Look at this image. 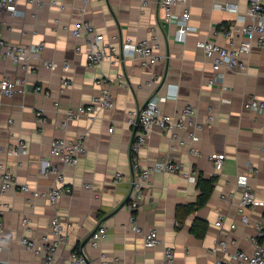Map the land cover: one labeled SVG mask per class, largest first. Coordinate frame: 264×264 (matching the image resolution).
I'll list each match as a JSON object with an SVG mask.
<instances>
[{
	"label": "crops",
	"instance_id": "0c3cea01",
	"mask_svg": "<svg viewBox=\"0 0 264 264\" xmlns=\"http://www.w3.org/2000/svg\"><path fill=\"white\" fill-rule=\"evenodd\" d=\"M189 2L190 24L194 29L184 41L177 39L178 24L167 21V12L159 0L88 4L83 0H17V14L6 10L0 13V36L6 42L45 43L41 57L32 59L29 67L0 57V81L21 80L24 88L13 97L0 90V145L4 147L0 164L12 168L20 183L46 189L54 176L41 174V164L44 159H51L73 188L72 195L56 204L45 198H33L18 189L2 193L0 210L4 229L0 233L3 246L0 259L10 264H46L47 255L42 247L47 236L54 238L51 222L58 215L69 234L68 242L57 251L60 264H69L71 252L77 245L83 248L82 243L100 224L109 228L102 246L92 248L87 242L84 247L92 264H103L102 252L109 257L119 256L120 261L115 264H168L167 246L175 249L173 264H209L215 258L211 248L217 238L231 240V252L237 248L254 252L253 237L258 233L259 221L264 222V206L248 210L250 223L244 224L238 203L244 174L256 196L264 200V112L244 108V102L252 95L264 100V47L254 46L248 54H242L241 70H225L223 79L209 86L216 72L211 60L197 47V41L208 39L228 45L222 30L227 26L240 27L244 22L238 19L237 13L224 7L235 3L245 12L248 2ZM183 9L178 6L176 13L181 14ZM81 20H89L107 35L119 33L122 38L137 41L149 38L151 28L157 25V43L166 59L148 66L138 58H127L125 65L92 66L87 60L86 41L72 32ZM45 60H54L60 65L50 69L43 65ZM65 62L68 68L64 67ZM123 70L128 77L125 84L118 79ZM65 79H70L72 84L64 87ZM107 85L115 98L112 109L102 111L95 120L82 117L71 121L67 128L61 127L70 107L91 103ZM37 86L42 90H37ZM155 93L162 96L161 107L168 113H176L185 105L196 109L201 127L196 130L193 145L200 154H191L188 145L181 143L188 139L189 131L195 129L193 126L177 131L181 141L176 142V149L172 148L171 132L156 127L140 151L142 164L149 166L171 157L191 166L194 178L155 172L150 185L143 189L141 206L133 210L130 201L125 203L135 177L131 145L136 132L129 119ZM169 94L175 98H167ZM38 111L47 118L45 123L39 122ZM82 134H86L87 151L76 166L66 164L60 156H52L55 139H76ZM20 139L27 142L29 149L19 158L7 150ZM217 153L226 155L221 168L211 160V155ZM117 170L125 174V180L119 184L113 182ZM1 173L2 170L0 176ZM200 174L216 177L215 187L206 205L187 214L186 207L195 204L200 194ZM220 215L225 220L223 229L215 225ZM25 217L30 219L29 230L23 223ZM133 217L143 229L158 230L159 245H145L144 235L130 228ZM195 219L206 223L199 225L196 233L192 231ZM234 222L237 228L231 230L230 224ZM26 236L36 242L39 253L24 247L22 239Z\"/></svg>",
	"mask_w": 264,
	"mask_h": 264
},
{
	"label": "built area",
	"instance_id": "2783aa9c",
	"mask_svg": "<svg viewBox=\"0 0 264 264\" xmlns=\"http://www.w3.org/2000/svg\"><path fill=\"white\" fill-rule=\"evenodd\" d=\"M86 4L99 1L108 3L109 0H83ZM248 7L245 12H241L238 4L228 3L225 5L229 11L237 13L238 19L244 24L240 27L227 26L222 32L227 38L228 45H220L219 43L208 40L199 39L197 47L202 49L206 56L211 60L216 76L210 80L209 86H213L223 79L225 70H241L244 65L241 62L242 54H248L254 46L264 47V0H247ZM52 3L56 4L57 1ZM159 5L165 8L167 12V21L178 24L177 39L184 41L193 26L190 24L191 8L189 0H159ZM61 7H64L60 4ZM178 6H183V12L177 14ZM8 11L12 14L19 12L17 0H0V13ZM76 37L83 38L86 41V55L88 63L92 66H101L104 63L125 65L127 58H138L144 66L156 64L166 59V56L160 52L157 43L159 35L157 25L151 28V36L143 40H134L127 37L122 38L121 34L116 33L107 35L98 30V28L89 20H81L76 24L72 30ZM217 33V31L215 32ZM82 50V47H78ZM45 49L44 42L31 43L28 45H13L6 42L0 36V57L10 59L16 63H22L25 67H29V62L32 59L41 57ZM43 65L47 68L54 69L59 67L60 63L54 60H45ZM65 68L69 64L65 62ZM118 79L121 84L128 83L126 71L118 74ZM154 80L153 82H155ZM72 84L70 79L63 80V86L68 87ZM152 84V82H151ZM21 80H13L11 78H4L0 81L1 92L13 97L18 92H23ZM37 90H42V87L37 86ZM175 95H167V98ZM165 99V97H164ZM162 96L158 93L153 94L140 108L131 113L129 123L133 126H138V130L134 135L131 145V164L135 173L132 191L130 193L129 204L133 210L139 209L142 203L143 189L150 185V180L155 172L165 173H180L187 179L194 178V170L191 166H187L184 162L172 159L171 157L162 158L152 165L144 166L140 159L141 149L147 145L149 138L156 127L163 131L171 132L172 148L176 149V142L180 143L177 131L183 128L193 126L195 129L189 131L188 139L182 141V144H187L189 152L193 155H199L200 151L193 145L197 139L196 130L201 127L197 121V111L193 106L185 105L176 113H168L161 107ZM58 105V103L56 104ZM115 106V98L111 88L107 85L102 88L101 93L95 96L91 103L87 105H80L77 108L70 107L66 111V117L61 123L62 128H67L71 121L86 117L90 120H95L100 117V113L104 110L112 109ZM246 110L256 111L258 113L264 112V100L255 95L250 96L244 102ZM38 120L45 123L47 118L44 117L42 111H38ZM177 116H183L184 119H179ZM28 144L20 139L16 144H12L8 148V153L19 158L28 153ZM4 151V147L0 145V152ZM87 151L86 134L80 135L76 139H69L65 137L57 138L51 146L52 156H60L63 161L72 166H76L80 157ZM226 155L217 153L211 155V160L217 168H221ZM2 170L0 179V196L9 189H18L24 193L30 194L33 198H45L52 204L58 203L62 198L70 196L73 193L72 186L68 185L67 180L61 169L52 162L51 159H44L41 164V174L45 176H54L53 183L46 189H39L29 183H20L14 170L4 164H0ZM255 172V171H253ZM125 180V174L117 170L113 178L115 184L122 183ZM249 178L246 174L241 176L242 194L238 203V211L241 215V220L244 224L250 223V215L248 210H253L257 206H264V200L259 199L249 183ZM90 187V184L86 185ZM23 223L26 229H30V219L23 218ZM224 217L219 216L215 225L219 228H224ZM52 232L54 238L51 240L48 236L45 238V243L42 251L46 252V264H60L56 255L59 247L69 240V234L66 230L65 224L60 216H55L51 222ZM258 233L253 237L255 243L254 252L250 253L243 249L237 248L230 251V246L233 244L228 238H217L211 248V252L215 255L213 261L209 264H264V244L260 238L264 235V222L259 221L257 224ZM130 228L136 233L143 234L145 237V245L154 247L160 244L161 238L156 229H143L133 217ZM237 228V224L231 223L230 229ZM4 229L3 211L0 210V233ZM109 235V228L105 224H100L92 231L91 237L88 241L92 248H100L104 240ZM22 244L28 250L36 253L40 252V248L34 240L29 237H23ZM3 246L0 244V252ZM222 252L224 256H218ZM176 252L172 246L165 248V259L168 264L175 262ZM103 264H115L120 261L119 256H112L106 252L101 253ZM0 264H10L7 260L0 259ZM69 264H92L84 248H75L70 255Z\"/></svg>",
	"mask_w": 264,
	"mask_h": 264
},
{
	"label": "trees",
	"instance_id": "16d2710c",
	"mask_svg": "<svg viewBox=\"0 0 264 264\" xmlns=\"http://www.w3.org/2000/svg\"><path fill=\"white\" fill-rule=\"evenodd\" d=\"M216 180L217 179L214 176L205 177L203 174L199 175L198 189H199L200 194H199L198 200L195 204H192V205H189L186 207L187 208L186 209L187 214L194 212L197 209H200L201 207H203L204 205L207 204V202H208L209 198L211 197V194L214 190ZM203 223H205V222H203L200 219H195L192 231L196 233L198 226L202 225ZM260 241L261 242L264 241V235L260 238ZM77 246L80 247L79 245H77Z\"/></svg>",
	"mask_w": 264,
	"mask_h": 264
},
{
	"label": "water",
	"instance_id": "95a60500",
	"mask_svg": "<svg viewBox=\"0 0 264 264\" xmlns=\"http://www.w3.org/2000/svg\"><path fill=\"white\" fill-rule=\"evenodd\" d=\"M137 130H138V126H135V132H137ZM133 138H134V137H133ZM129 199H130V196H129L128 200H127L125 203H127V202L129 201ZM90 237H91V234H90V236H89L88 238H86V240L82 243V247H83V248L85 247L86 243L89 241Z\"/></svg>",
	"mask_w": 264,
	"mask_h": 264
}]
</instances>
